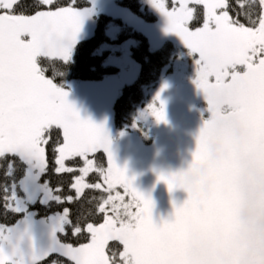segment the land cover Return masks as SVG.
Segmentation results:
<instances>
[{"label":"snow or ice","instance_id":"obj_1","mask_svg":"<svg viewBox=\"0 0 264 264\" xmlns=\"http://www.w3.org/2000/svg\"><path fill=\"white\" fill-rule=\"evenodd\" d=\"M150 2L166 18L165 31L194 54L193 83L209 113L195 136L192 165L157 175L170 192L187 193L179 206L173 202L172 219L159 224L152 199L115 163L103 123L81 118L53 82L91 8L36 0L28 13L21 0H0V264H42L53 254L63 259L51 264H264V229L239 219L246 211L264 215V0L258 12L257 0H240L235 15L228 0H173L171 9L165 0ZM156 100L159 92L147 111L165 120ZM50 143L55 172H79L70 184L75 198L41 182ZM101 150L106 169L90 158ZM77 159L82 166H69ZM201 165L202 180L185 182ZM92 172L99 182H87ZM86 189L101 192L94 198L100 222L73 220L67 207L42 218L32 210L71 203Z\"/></svg>","mask_w":264,"mask_h":264},{"label":"rangeland","instance_id":"obj_2","mask_svg":"<svg viewBox=\"0 0 264 264\" xmlns=\"http://www.w3.org/2000/svg\"><path fill=\"white\" fill-rule=\"evenodd\" d=\"M78 1L74 0L75 3ZM87 1L88 4L79 7H90L91 12L83 18L76 42L93 34L97 15L106 14L111 17L106 29L108 40L99 50L107 51L105 63L116 67L117 71L106 74L99 80L71 81L68 84L67 99L73 103L81 118L90 119L97 124L103 123L115 163L125 169L128 177L133 178V187L152 199V218L159 224L162 220L172 219L173 202L179 206L186 198L181 199L182 188H174L170 192L167 185L157 179V175L160 172L173 173L172 168L175 167L180 171L187 168L195 149V136L203 119H207L209 115L203 93L193 83L194 54H189V50L175 33L165 31L166 18L153 7L150 0H143V6L155 15V20H146L132 13L120 6L117 0ZM72 2L70 0L69 3ZM195 5L193 3L189 6L195 9ZM172 6L168 8L171 9ZM122 24L144 33L152 50L159 48L165 41H171L177 51L170 65L171 71L162 73L157 84L148 90L145 106L138 109L137 120L141 127L135 123L118 129L112 121L113 103L122 86L132 83L139 72V64L132 56V47L136 41L133 38L121 42L116 40ZM158 92L159 100L155 102L157 107L163 102L165 120L162 121H157L147 111ZM90 158L94 160L93 156ZM116 190L124 194L122 188L118 187ZM39 239L38 237V242Z\"/></svg>","mask_w":264,"mask_h":264},{"label":"trees","instance_id":"obj_3","mask_svg":"<svg viewBox=\"0 0 264 264\" xmlns=\"http://www.w3.org/2000/svg\"><path fill=\"white\" fill-rule=\"evenodd\" d=\"M54 2L58 3L60 6H66L69 4L70 0H54ZM117 2L120 6L127 8L132 13L146 20H155V15L149 11L147 7L143 6V0H117ZM165 2L167 7L173 5V0H165ZM35 3L36 0H21V6L28 13H31ZM228 3L231 5L230 14L235 15V13L240 10L238 7L240 0H228ZM76 4L82 6L88 4V1L79 0ZM45 9H47V6H45ZM202 11V6L195 5V12L198 16L202 15ZM253 11H259L258 0ZM95 19L96 25L93 34L87 38L80 39L75 43L72 55L67 62H57L61 65L62 74L55 76L53 82L66 92L69 90L68 84L71 81L80 82L99 80L106 74L117 71L116 67L105 63L107 51L100 52L99 50L100 46L108 40L106 29L111 17L106 14H99ZM241 22L247 23L243 16H241ZM193 26H199L198 22L194 23ZM127 38H133L136 41V44L132 47V56L139 64V72L132 83L122 86L120 94L116 97L113 103L112 121L114 127L118 129L129 127L135 123L141 127L140 121L137 120L138 109L145 106L148 98V90L157 84L162 73L164 71H171L172 68L170 65L173 58H175L177 51L176 46L171 41H165L159 48L152 50L150 49L148 38L144 33L133 27L122 24L116 40L121 42ZM47 75L52 76V73L48 72ZM73 89L74 87L70 88L69 92ZM53 140H55V134L53 135ZM47 156L48 171L44 174L41 181H48L50 187L53 189L59 188V195L62 197L71 195L75 198V191L71 189L70 184L73 182V177L78 175L79 172L61 174L55 172L53 144L51 143L47 147ZM93 158L97 165L106 168L107 157L102 150L93 155ZM68 163L69 166H72L73 164L76 166L82 165L78 159L75 162L69 161ZM86 180L90 184L99 182L98 173H90ZM100 195L101 192L99 190L86 189L80 199H74L71 203L67 201L61 205L52 203L51 210L40 205H35L32 210L38 211L40 213L39 217H43L45 212L51 214L54 211H62L64 207H67L72 214L73 220H76L77 217H89L90 219L100 222L102 217L94 215L96 207L94 198H97ZM104 195L106 196V194ZM9 222L14 223L13 220H10ZM61 239L74 240L75 238H72L71 236L67 238L61 236ZM80 242H85L83 237H81ZM110 245L116 247L118 246V242H110ZM62 259L63 258L56 254H53L43 261L42 264H51L52 260Z\"/></svg>","mask_w":264,"mask_h":264},{"label":"clouds","instance_id":"obj_4","mask_svg":"<svg viewBox=\"0 0 264 264\" xmlns=\"http://www.w3.org/2000/svg\"><path fill=\"white\" fill-rule=\"evenodd\" d=\"M191 165H192V158L185 170H187ZM204 171L205 169L203 165L193 168L192 172L184 178L185 182L196 183L198 181H201L202 177L204 176ZM239 219L241 223L248 225L251 229L255 231L264 229V215H259L257 211L243 212L239 215Z\"/></svg>","mask_w":264,"mask_h":264},{"label":"flooded vegetation","instance_id":"obj_5","mask_svg":"<svg viewBox=\"0 0 264 264\" xmlns=\"http://www.w3.org/2000/svg\"><path fill=\"white\" fill-rule=\"evenodd\" d=\"M172 171L173 172H178V171H180V169H178V168H172ZM180 196H181V199H185V198H187V193L183 190V189H181L180 190Z\"/></svg>","mask_w":264,"mask_h":264}]
</instances>
